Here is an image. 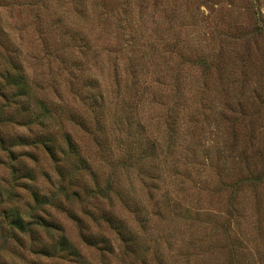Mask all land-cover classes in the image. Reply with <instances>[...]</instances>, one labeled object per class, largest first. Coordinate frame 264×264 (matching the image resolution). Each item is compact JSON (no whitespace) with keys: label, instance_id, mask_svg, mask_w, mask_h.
I'll list each match as a JSON object with an SVG mask.
<instances>
[{"label":"rangeland","instance_id":"rangeland-1","mask_svg":"<svg viewBox=\"0 0 264 264\" xmlns=\"http://www.w3.org/2000/svg\"><path fill=\"white\" fill-rule=\"evenodd\" d=\"M0 86V264H264V0H0Z\"/></svg>","mask_w":264,"mask_h":264},{"label":"trees","instance_id":"trees-1","mask_svg":"<svg viewBox=\"0 0 264 264\" xmlns=\"http://www.w3.org/2000/svg\"><path fill=\"white\" fill-rule=\"evenodd\" d=\"M10 64L12 63L9 61ZM17 64V63H16ZM14 71H18V67L12 68ZM8 77V76H7ZM12 78V77H11ZM10 74H9V82L11 83L12 81L10 80ZM27 88L29 89V84L27 85ZM1 86H0V93L1 91ZM26 90V89H25ZM24 95L23 97H28L27 94H22ZM15 96V95H12ZM3 97L6 100V97L3 95ZM7 106H2L0 108V123H4L5 125L8 122H12L11 119H13V116L9 114V108L7 109ZM8 121V122H7ZM26 141L25 143H28L31 138L29 137L28 139L25 138ZM28 141V142H27ZM36 143V140H34ZM4 143H5V138L1 136V130H0V148H4ZM34 146H37L36 144H33ZM12 148L8 150V156L11 160L10 165L8 169L11 172V181L6 186H1L0 185V206L3 205L4 201L3 198L5 199V195L9 194L11 196L16 194L17 188H20L21 185V180L23 179L21 174V166H23L24 162H19L18 157H16V154L11 151ZM54 157L56 156L55 152L52 150L50 152ZM30 157V155H29ZM35 158V157H34ZM27 181H32L33 179L26 178ZM28 183V182H27ZM9 186V188H8ZM24 188L27 190H31L34 188L33 186H24ZM62 191H64V195L68 196L67 191L65 188H61ZM58 194V192H55L54 194L48 196L47 194L42 195L38 192L37 188L35 187L33 190V199L35 206L32 205H27L28 211H25L22 209L21 205L17 204H12L11 200L9 197H7V207L3 210L4 213V224L1 225V230L4 231V233H7L6 236H3V241L2 243L4 244L7 241H12V240H17L21 241L24 244V240L26 238L32 237L34 238L33 241L39 240L43 242L42 238L45 236L46 233L43 232V230L47 229L48 227V233H52L51 235L54 236L55 233H58V237L55 238V242H59V244L67 245L66 250L71 248L70 243H68V237L65 235V231L62 228L60 224H55V223H50L48 220L45 219V217L48 214L47 209H50L53 207V198ZM74 195H77V192H73ZM67 199V198H66ZM68 200V199H67ZM11 203V204H10ZM57 203V202H56ZM60 204V203H58ZM47 213V214H46ZM54 232V233H53ZM36 237V239H35ZM53 239V238H52ZM50 240V243L53 242V240ZM62 245V246H63ZM46 246V245H45ZM42 247L41 249H43ZM65 249V248H64ZM1 251V247H0ZM77 255L79 258H81L83 255L77 251ZM5 264V263H3Z\"/></svg>","mask_w":264,"mask_h":264}]
</instances>
